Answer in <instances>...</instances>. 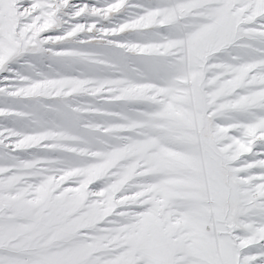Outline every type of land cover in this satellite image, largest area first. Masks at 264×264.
Here are the masks:
<instances>
[{
    "label": "snow or ice",
    "instance_id": "obj_1",
    "mask_svg": "<svg viewBox=\"0 0 264 264\" xmlns=\"http://www.w3.org/2000/svg\"><path fill=\"white\" fill-rule=\"evenodd\" d=\"M0 264H264V0H0Z\"/></svg>",
    "mask_w": 264,
    "mask_h": 264
}]
</instances>
